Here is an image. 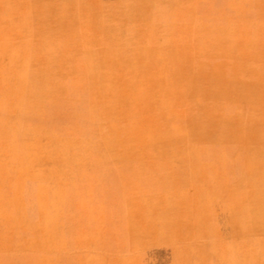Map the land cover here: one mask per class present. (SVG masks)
Returning a JSON list of instances; mask_svg holds the SVG:
<instances>
[{
	"label": "rangeland",
	"instance_id": "374dc122",
	"mask_svg": "<svg viewBox=\"0 0 264 264\" xmlns=\"http://www.w3.org/2000/svg\"><path fill=\"white\" fill-rule=\"evenodd\" d=\"M0 264H264V0H0Z\"/></svg>",
	"mask_w": 264,
	"mask_h": 264
}]
</instances>
